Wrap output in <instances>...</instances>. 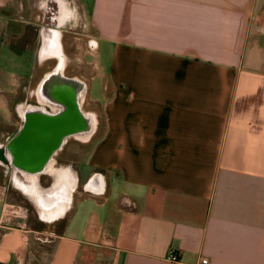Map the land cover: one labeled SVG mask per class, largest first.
Instances as JSON below:
<instances>
[{
	"label": "crops",
	"instance_id": "1",
	"mask_svg": "<svg viewBox=\"0 0 264 264\" xmlns=\"http://www.w3.org/2000/svg\"><path fill=\"white\" fill-rule=\"evenodd\" d=\"M60 2L61 25L49 0H0V42L7 21L24 29L7 37L18 63L0 69V135L56 76V36L60 78L96 130L20 202L27 232L0 223V264H264V0ZM77 28L85 62L110 65L91 111L89 83L67 72Z\"/></svg>",
	"mask_w": 264,
	"mask_h": 264
},
{
	"label": "flooded vegetation",
	"instance_id": "2",
	"mask_svg": "<svg viewBox=\"0 0 264 264\" xmlns=\"http://www.w3.org/2000/svg\"><path fill=\"white\" fill-rule=\"evenodd\" d=\"M58 3L60 8L58 21L61 25L64 9L62 3ZM55 44L51 45L49 52L59 60L54 73L61 77L58 70L64 62L62 54L56 52ZM42 52L45 53L44 50ZM82 92L80 89V97L79 92L75 94L78 104L83 100ZM67 107L66 103H57L51 99L49 93L41 91L37 101H26L15 108L18 129L10 135H0V175L4 182L2 188L4 196L13 193L17 201L30 203L35 201L38 180L47 179L46 186H49L51 183L49 176L55 177L58 173L55 168L60 159L59 155L65 153V149L72 141H85L93 135L96 130V119L92 113L86 115L79 113L81 124L75 128L64 124L62 118L57 126L56 116L62 115ZM47 193L51 191L44 192L46 195Z\"/></svg>",
	"mask_w": 264,
	"mask_h": 264
},
{
	"label": "rangeland",
	"instance_id": "3",
	"mask_svg": "<svg viewBox=\"0 0 264 264\" xmlns=\"http://www.w3.org/2000/svg\"><path fill=\"white\" fill-rule=\"evenodd\" d=\"M60 0H49V4L53 7L58 9ZM3 31V38L0 42V69L6 70L9 72H16L17 71V58L12 54L9 44L13 42L12 39H8V36H16L21 35L24 32V29L20 26L19 22L14 20H9L6 23L2 25ZM83 32L80 28H77L74 31H67L63 35V45L67 47L68 52L72 55L73 61H71L69 68L67 69L68 75H77L81 76L86 79L87 83H89V94L88 97H86V103L88 105V108H90V111L93 110V107H97L95 103L92 102H104V88H103V75L108 73L110 69L109 62L106 61L105 57H102V60L100 62V67L98 70H94L93 65H88L87 62H93L94 60H97L96 57L92 53H86V38L82 36ZM1 35V34H0ZM56 52L60 54L58 41L56 37ZM86 53V54H85ZM85 56V57H84ZM14 59V60H13ZM1 81V80H0ZM1 84V83H0ZM65 95V93H63ZM90 102V103H89ZM63 112V111H61ZM14 118V116L12 115ZM61 116H59L60 118ZM12 118V119H13ZM1 119V115H0ZM0 134H1V127H0ZM98 137L94 139L92 144L90 145V148L94 146L96 140ZM71 147L70 145L68 146ZM4 182L0 175V187L3 188ZM1 193V192H0ZM14 194H9L8 196H4L2 193L0 194V200H1V207H0V214H1V208L4 203L10 204V205H19L24 206L26 205L21 204L20 201H17L14 199ZM28 207V206H27ZM29 219V217H28ZM27 219V222H28Z\"/></svg>",
	"mask_w": 264,
	"mask_h": 264
},
{
	"label": "water",
	"instance_id": "4",
	"mask_svg": "<svg viewBox=\"0 0 264 264\" xmlns=\"http://www.w3.org/2000/svg\"><path fill=\"white\" fill-rule=\"evenodd\" d=\"M42 88L44 92L51 95V99L53 101H56L57 103H66L68 106L62 115L56 116L57 126L60 124L62 119L63 123L68 127L75 128L81 124V118L78 112L79 102L77 101L78 99H75V94H78V92L80 97V88L75 81L65 80L54 76L47 78L44 81ZM63 93H65V95ZM59 116L61 117L59 118Z\"/></svg>",
	"mask_w": 264,
	"mask_h": 264
},
{
	"label": "built area",
	"instance_id": "5",
	"mask_svg": "<svg viewBox=\"0 0 264 264\" xmlns=\"http://www.w3.org/2000/svg\"><path fill=\"white\" fill-rule=\"evenodd\" d=\"M29 217V209L24 206L10 205L4 203L1 208V225H6L8 230H22L27 232V219ZM170 262H177V255L170 253L168 255ZM201 264H208L206 259L201 261Z\"/></svg>",
	"mask_w": 264,
	"mask_h": 264
},
{
	"label": "bare ground",
	"instance_id": "6",
	"mask_svg": "<svg viewBox=\"0 0 264 264\" xmlns=\"http://www.w3.org/2000/svg\"><path fill=\"white\" fill-rule=\"evenodd\" d=\"M62 68H63V66H61V67L59 68V70H58V75H59V74H62ZM33 177L36 178V177H38V176H33ZM27 178L29 179V178H32V177H27ZM57 188H59V189H58V192H60V191H61L60 187L58 186ZM63 193L65 194V191H64V192H61L60 194H62V195L64 196ZM54 197H55V198H54L55 200H60V197H62V196H60L58 193H56Z\"/></svg>",
	"mask_w": 264,
	"mask_h": 264
}]
</instances>
